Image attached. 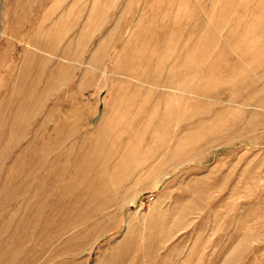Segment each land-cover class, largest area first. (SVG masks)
<instances>
[{
	"label": "rangeland",
	"instance_id": "374dc122",
	"mask_svg": "<svg viewBox=\"0 0 264 264\" xmlns=\"http://www.w3.org/2000/svg\"><path fill=\"white\" fill-rule=\"evenodd\" d=\"M0 264H264V0H0Z\"/></svg>",
	"mask_w": 264,
	"mask_h": 264
},
{
	"label": "bare ground",
	"instance_id": "6f19581e",
	"mask_svg": "<svg viewBox=\"0 0 264 264\" xmlns=\"http://www.w3.org/2000/svg\"><path fill=\"white\" fill-rule=\"evenodd\" d=\"M182 149H183V145H180L179 147H177V148L174 150V152L179 153V152H181ZM109 195L111 196L112 194L109 193ZM108 199H109V198H108ZM109 201H110V199H109Z\"/></svg>",
	"mask_w": 264,
	"mask_h": 264
}]
</instances>
